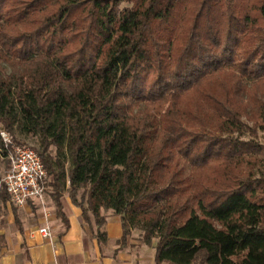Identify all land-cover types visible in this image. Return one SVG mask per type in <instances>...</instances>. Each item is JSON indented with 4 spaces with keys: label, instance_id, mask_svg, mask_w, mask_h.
Listing matches in <instances>:
<instances>
[{
    "label": "trees",
    "instance_id": "trees-1",
    "mask_svg": "<svg viewBox=\"0 0 264 264\" xmlns=\"http://www.w3.org/2000/svg\"><path fill=\"white\" fill-rule=\"evenodd\" d=\"M3 130L40 136L64 224L69 193L156 264H264V0H0Z\"/></svg>",
    "mask_w": 264,
    "mask_h": 264
},
{
    "label": "crops",
    "instance_id": "crops-1",
    "mask_svg": "<svg viewBox=\"0 0 264 264\" xmlns=\"http://www.w3.org/2000/svg\"><path fill=\"white\" fill-rule=\"evenodd\" d=\"M47 198L43 205L31 202L21 209L24 211L20 217L24 222L22 231L15 227L10 230L0 228L3 237L0 264H156V248L153 256H149L146 248L141 246L142 242L136 239L130 240V249L114 247L122 235V219L113 210L102 209L106 225L101 231L107 234V240H101L98 225L84 219L82 210L72 204L68 193L61 198L67 225L58 217L57 207L51 212L47 210ZM39 206H44V212L32 215V210ZM47 223L53 235L51 238L39 233Z\"/></svg>",
    "mask_w": 264,
    "mask_h": 264
},
{
    "label": "built area",
    "instance_id": "built-area-1",
    "mask_svg": "<svg viewBox=\"0 0 264 264\" xmlns=\"http://www.w3.org/2000/svg\"><path fill=\"white\" fill-rule=\"evenodd\" d=\"M1 136L4 138L6 148L13 145L8 134L1 133ZM13 150L15 153L7 156L10 157L11 165L4 178V186L10 195L11 204L18 209H24L31 202L45 204L49 178L39 152L24 145L15 146ZM45 217H48L47 212ZM39 233L48 238L53 236L48 223L39 229ZM31 235L34 236L35 232H31Z\"/></svg>",
    "mask_w": 264,
    "mask_h": 264
},
{
    "label": "rangeland",
    "instance_id": "rangeland-1",
    "mask_svg": "<svg viewBox=\"0 0 264 264\" xmlns=\"http://www.w3.org/2000/svg\"><path fill=\"white\" fill-rule=\"evenodd\" d=\"M124 6H126V5H123V7ZM244 122L248 123L246 118H244ZM248 124H249V126H252L251 123H248ZM2 133L8 134L13 141V145L6 148V150H8V152H9L8 155H12L15 153V150H13L15 146L24 145V146H29L30 148L35 149L36 151L40 150L39 149L40 148V136H38V135L37 136L26 135V134H23L17 130L14 138L17 142L21 143V145H18L14 142L13 136H11L8 132L3 130ZM262 137H263V134L260 133V138H262ZM55 152H56V149L54 147H51L50 154L55 156ZM10 165H11L10 164V157H1L0 156V191L3 189V187H5L4 186V178L7 174V172L9 171ZM52 196H53V191L49 188L47 190V197L48 198L46 200V207H47V210L50 212H51V210H53L54 207H57V206H55V202H54ZM77 200L79 202H83L87 206V197H86L85 191L83 189L79 190V193L77 195ZM15 210H16L17 215L19 217L18 221L21 222L22 225L24 224V222H22V220L20 218L23 216L24 211H22L21 209H18V208L17 209L13 208L11 205L8 206V205L0 204V228H4L7 230H10V228H14V227L18 228L16 225V222H15V216L13 213ZM42 211L44 212V208L39 206V208L32 210L31 214L32 215H39V213ZM91 220L95 221V220H93V217H91ZM122 236H123V233H122L121 237L115 241L114 247H118L119 249H127V248L130 249V247H129L130 240L136 239L137 241L142 242L141 246L146 248V250L149 252V256H153V254L155 253L156 247L154 245L156 244V241L154 242V245L147 246L142 239L143 233H141L140 231H138V230L131 231V236H130V238H128L126 243H124V241L122 240ZM2 240H3V237L0 236V243L2 242Z\"/></svg>",
    "mask_w": 264,
    "mask_h": 264
}]
</instances>
